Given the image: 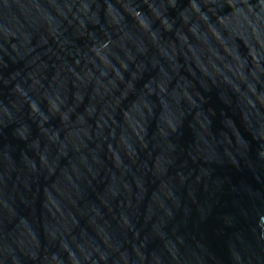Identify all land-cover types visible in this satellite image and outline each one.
<instances>
[{
    "label": "water",
    "instance_id": "water-1",
    "mask_svg": "<svg viewBox=\"0 0 264 264\" xmlns=\"http://www.w3.org/2000/svg\"><path fill=\"white\" fill-rule=\"evenodd\" d=\"M0 264H264V0H0Z\"/></svg>",
    "mask_w": 264,
    "mask_h": 264
}]
</instances>
